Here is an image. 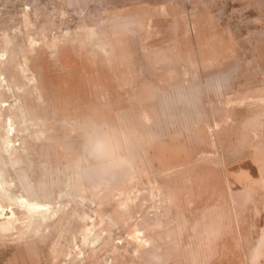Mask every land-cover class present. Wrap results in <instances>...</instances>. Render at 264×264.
Segmentation results:
<instances>
[{
    "label": "rangeland",
    "instance_id": "rangeland-1",
    "mask_svg": "<svg viewBox=\"0 0 264 264\" xmlns=\"http://www.w3.org/2000/svg\"><path fill=\"white\" fill-rule=\"evenodd\" d=\"M0 155V264H264V0H0Z\"/></svg>",
    "mask_w": 264,
    "mask_h": 264
},
{
    "label": "bare ground",
    "instance_id": "bare-ground-1",
    "mask_svg": "<svg viewBox=\"0 0 264 264\" xmlns=\"http://www.w3.org/2000/svg\"><path fill=\"white\" fill-rule=\"evenodd\" d=\"M199 89L200 88H198V87H194V88H192L191 90H189V91H186V90H184V89H178V90H175V91H173V92H171L170 94H168V96L166 97V100L164 101V105H165V103H169V104H171L172 105V99H176L177 101H179L180 103L181 102H183L184 104H185V102H186V104L188 105L189 103V100L188 99H193V101H197L198 102V97H197V95L199 94L198 93V91H199ZM198 98V99H197ZM200 100V99H199ZM174 101V100H173ZM178 103V102H177ZM176 104V103H175ZM178 105H180V104H178ZM175 106H177V105H175ZM182 106H183V104H182ZM185 106V105H184ZM177 108V107H176ZM187 111V110H186ZM191 111V110H190ZM177 112V111H176ZM11 123V122H10ZM11 125V124H10ZM9 125V126H10ZM12 126H13V123H12ZM96 145V144H95ZM25 151H26V149H25ZM24 151V152H25ZM8 152H9V150H8ZM28 152V151H27ZM11 153V152H10ZM26 153V152H25ZM5 154H7V153H5ZM4 154V155H5ZM9 155H11V154H9ZM25 155V154H24ZM27 155H29L28 153H27ZM26 155V156H27ZM48 155V154H47ZM1 156V155H0ZM3 156V155H2ZM25 156V157H26ZM9 157V156H8ZM11 157V156H10ZM24 157V158H25ZM28 158V157H27ZM31 158V157H30ZM29 158V159H30ZM1 159L3 160L4 158L2 157V158H0V161H1ZM48 159H50V158H48ZM8 160H9V158H8ZM52 160V159H51ZM5 161H6V159H5ZM18 161V160H17ZM8 162H10V160L8 161ZM19 162V161H18ZM21 162V161H20ZM50 162H52V161H50ZM6 163V162H5ZM15 164H16V161L14 162ZM32 164H33V162H31ZM46 163V162H45ZM7 164V163H6ZM21 164V163H20ZM4 165V164H3ZM17 165V164H16ZM16 165H15V167H16ZM50 165V164H49ZM8 166H9V164H8ZM18 166V165H17ZM32 166V165H31ZM45 166V164H43V167ZM6 167L7 166H5L4 165V169H5V172H6ZM10 167H11V163H10ZM52 167V166H51ZM65 167H67V166H65ZM80 167V166H79ZM14 168V167H13ZM23 168H25V167H23ZM44 168H47L46 166L44 167ZM3 167L1 166V164H0V182H2V186H3V181H2V177H1V173L3 172ZM8 169V168H7ZM19 169H20V166H19ZM22 169V168H21ZM52 169V168H51ZM16 170V169H15ZM38 170H41V169H38ZM45 170V169H44ZM67 170V169H66ZM80 170H81V168H80ZM26 171H27V168H26ZM57 171H58V173H59V170L57 169ZM30 172V171H29ZM39 173H40V171H38ZM48 172V171H47ZM47 172H45L46 174H47ZM50 172H51V170H50ZM50 172H48V174L50 173ZM57 172H56V174H58ZM3 174V173H2ZM52 174V173H51ZM76 175H78L77 173H75ZM74 172H73V170H71V171H66L65 173H64V176H66L65 177V180H66V182L64 183L66 186H68L69 187V189H70V191H76V190H78L79 189V187H78V184L81 182H77L76 180H75V178H74ZM31 175V174H30ZM76 175H75V177H76ZM82 176H83V178L85 177V178H87V179H89V178H92V173L91 172H89V171H84L82 174H81ZM18 177H19V174L17 175ZM29 176V175H28ZM50 176V175H49ZM54 177H55V175H53ZM57 176V175H56ZM59 176V175H58ZM41 177V176H40ZM30 178V177H29ZM80 178H81V176H80ZM82 178V179H83ZM33 179V178H32ZM32 179H31V183H32ZM58 179H60L59 177H58ZM34 180V179H33ZM77 180H78V178H77ZM30 181V180H29ZM28 181V178H27V176H25V177H22V184L25 186V188L29 191V193L30 194H32V195H37L38 194V192H36V188H39V187H35V189H34V187H33V184H31L30 182ZM36 181V180H35ZM41 181H42V178H41ZM51 181V180H50ZM59 180H57V182H58ZM14 182V181H13ZM19 182V181H18ZM37 182V181H36ZM83 182H84V180H83ZM51 183V182H50ZM49 183V184H50ZM85 183V182H84ZM13 184V183H12ZM83 184V183H82ZM1 185H0V187H1ZM5 185V184H4ZM8 185V184H7ZM38 185H39V183H38ZM42 184H41V182H40V186H41ZM80 185H81V183H80ZM84 185V184H83ZM37 186V185H36ZM91 186L93 187V189L95 188V187H98V184L97 183H91ZM4 187V186H3ZM5 188V187H4ZM43 189V187H40V189ZM25 189V190H26ZM39 189V190H40ZM5 190V189H4ZM44 190H45V186H44ZM6 191V190H5ZM42 192H43V190H41ZM40 192V191H39ZM42 192H41V194H42ZM51 193V192H50ZM50 193L49 192H47V191H45L44 193H43V196H50ZM68 193V192H67ZM5 194H7V193H5ZM0 196H2V195H0ZM3 198V197H2ZM7 198V197H6ZM12 198V197H11ZM4 199H5V197H4ZM4 199H1V197H0V217H2V216H4L5 214H4V212H3V209H2V207L4 206V205H2V200L4 201ZM8 199V198H7ZM19 199V198H18ZM17 199V200H18ZM21 199V198H20ZM27 198L25 197V200H26ZM86 199V198H85ZM15 200V199H14ZM22 200V199H21ZM13 201V200H12ZM19 202H20V200H19ZM22 203H25V201L23 202V200L21 201ZM27 202V204H28V207L29 208H31V205L29 206V201H26ZM52 202V201H51ZM15 203V202H14ZM50 203V202H49ZM30 204H32V203H30ZM35 204H37V203H35ZM46 204V203H45ZM20 205H21V203H20ZM24 205V204H23ZM34 205V204H33ZM32 205V206H33ZM38 205V204H37ZM36 205V206H37ZM36 206H33V207H36ZM40 206V205H39ZM6 207V206H5ZM25 206H23V208H24ZM4 208V207H3ZM40 208H41V206H40ZM28 209V208H27ZM37 209V208H36ZM42 209V208H41ZM127 209V208H126ZM35 210V209H34ZM47 211V209H42V212L43 211ZM48 210H49V208H48ZM53 210V209H52ZM30 211H33V210H30ZM29 211V212H30ZM45 211V212H46ZM51 211V210H50ZM12 212V211H11ZM28 212V211H27ZM28 212V216L30 215V214H33V213H29ZM39 212H41L40 210H39ZM41 212V213H42ZM35 213H38V211H34V214L33 215H35ZM44 213V212H43ZM50 213V212H49ZM48 213V214H49ZM63 213V212H62ZM13 214L14 213H12V216H13ZM44 214H46V213H44ZM48 214H46V215H48ZM37 216L38 215H40V214H36ZM43 215V214H42ZM30 216H32V215H30ZM50 216V215H49ZM33 217V216H32ZM31 217V218H32ZM30 218V219H31ZM35 218V217H34ZM42 218H44V215H43V217ZM45 218H47L48 219V216H46ZM13 219V218H12ZM36 219V218H35ZM39 219V218H38ZM38 219L36 220V221H38ZM41 219V218H40ZM39 219V220H40ZM43 220V219H42ZM49 220V219H48ZM39 224V223H38ZM117 226V225H116ZM41 229V228H40ZM85 231V230H84Z\"/></svg>",
    "mask_w": 264,
    "mask_h": 264
}]
</instances>
